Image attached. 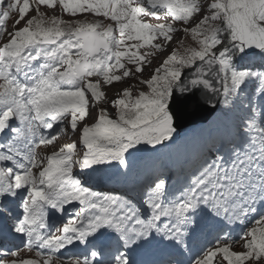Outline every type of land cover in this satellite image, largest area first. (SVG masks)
Segmentation results:
<instances>
[{
  "label": "snow or ice",
  "instance_id": "6c2138e0",
  "mask_svg": "<svg viewBox=\"0 0 264 264\" xmlns=\"http://www.w3.org/2000/svg\"><path fill=\"white\" fill-rule=\"evenodd\" d=\"M181 32L192 45L174 41ZM121 82L112 98L102 90ZM204 108L217 113L200 136L206 150L176 147L162 166L181 122ZM66 126L78 139L42 156ZM141 157L120 187H94L128 177ZM5 213L23 247L0 248V264H140L134 253L189 252L205 229L216 246L191 264H264V0H0ZM250 218L239 241L222 235Z\"/></svg>",
  "mask_w": 264,
  "mask_h": 264
},
{
  "label": "rangeland",
  "instance_id": "374dc122",
  "mask_svg": "<svg viewBox=\"0 0 264 264\" xmlns=\"http://www.w3.org/2000/svg\"><path fill=\"white\" fill-rule=\"evenodd\" d=\"M41 11H47V13L49 15L53 14L52 11L51 10H47L45 8V6H41ZM55 14L58 15V16H60V17H62V18H64V19H70L71 18L67 14L63 13V11L59 8V6H57V8H56ZM12 15H13V18H15L16 14L14 13ZM29 15H35V12L34 11L33 12H30ZM87 16L89 18H94L91 15H87ZM146 19L148 20V22H152V23L163 22V20H161V21H151V20H153L155 18H150V17L149 18H146ZM105 22H107V21H105ZM12 23H13V19H10L9 22L7 23V28L9 30H12ZM20 26H23V24H21ZM177 26H179V23L178 22H177ZM177 40L184 42V45H190L189 42H188V39H186L185 34H183L182 32L181 33H177L174 36V41H177ZM190 40H191V42H193L192 39H190ZM177 46H180V45H178L175 42L172 44V47H177ZM182 50L183 49L181 48V51ZM169 51H171V49H169ZM166 55H167V53H164V54H161V55H159L157 57H153L152 58L153 62H152L151 68L157 67L158 64L165 58ZM128 67L129 68H134L133 65H128ZM147 75H148V72H145L144 73V76H147ZM135 83H136V81L134 79L128 78L127 84H135ZM127 84H125L123 82H121V83H115L112 86H104V88L102 90L106 91V93L109 96V98H112L113 93L118 92V91H122L123 88L127 86ZM102 106L108 107V110H109L110 114L114 113V110L110 106H108V105H102ZM113 118H114V116H113ZM92 122L93 121H89V124H91ZM209 126H211V122L210 121L208 122V125L207 126H205V127H202L201 126L202 128L200 126H197L195 128H188L184 133L179 134L178 145L177 146H173L172 149H162L161 150V153L159 154V157L158 158H160V155L163 152H165V154L174 153L176 147H183L186 144V142H187L188 139L192 138V136H194L195 134H197V132H201V131L202 132H205L209 128ZM77 139H78V134H74L73 133L71 136H69L67 139H65V140H63L61 142L62 144L60 145V147L63 146L64 144H66V143L76 141ZM77 147L79 149L81 146L78 144ZM146 155H149V154L146 153ZM140 159H143V157L138 158L137 160H140ZM163 161L164 160L160 159V164H163ZM136 170H137V168L135 169V171ZM95 185H97V184L95 183ZM232 250H234V251H241L242 250L241 244L232 247ZM20 258H35V257L33 255H31V256L25 255V256H21ZM219 258L220 257H217L216 259H219ZM214 264H215V261H214ZM225 264H226V262H225Z\"/></svg>",
  "mask_w": 264,
  "mask_h": 264
},
{
  "label": "water",
  "instance_id": "95a60500",
  "mask_svg": "<svg viewBox=\"0 0 264 264\" xmlns=\"http://www.w3.org/2000/svg\"><path fill=\"white\" fill-rule=\"evenodd\" d=\"M215 113L204 108L195 117H188L181 122L179 132H184L188 128H195L197 126L205 125L213 117Z\"/></svg>",
  "mask_w": 264,
  "mask_h": 264
},
{
  "label": "trees",
  "instance_id": "16d2710c",
  "mask_svg": "<svg viewBox=\"0 0 264 264\" xmlns=\"http://www.w3.org/2000/svg\"><path fill=\"white\" fill-rule=\"evenodd\" d=\"M215 120H216V117L214 118V121H215ZM214 121H213V122H214Z\"/></svg>",
  "mask_w": 264,
  "mask_h": 264
}]
</instances>
